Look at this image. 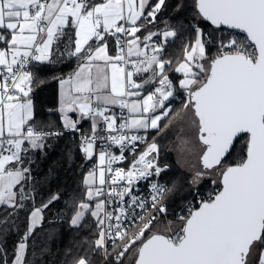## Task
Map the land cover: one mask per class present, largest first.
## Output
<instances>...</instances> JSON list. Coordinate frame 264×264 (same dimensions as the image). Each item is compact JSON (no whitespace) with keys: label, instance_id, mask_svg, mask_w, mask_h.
<instances>
[{"label":"snow or ice","instance_id":"snow-or-ice-1","mask_svg":"<svg viewBox=\"0 0 264 264\" xmlns=\"http://www.w3.org/2000/svg\"><path fill=\"white\" fill-rule=\"evenodd\" d=\"M165 6L166 0L155 4L150 0H0V43L6 46L0 50V207L19 209L29 198L24 187L30 177V169L23 166L22 154L28 150L23 147L25 143L32 149L43 148L49 135L61 134L40 131L32 125L30 93L34 77L26 65L30 60H51L53 44L65 38L64 28L71 17L76 38L69 55L82 63L67 78H58V111L62 127L80 134V148L87 160L93 158L99 143V165L83 181L87 202L76 206L70 226L80 227L88 214L96 218L100 231L93 254L103 250L105 264H111L107 241L111 239L115 246L117 239L124 241L128 237L121 226L122 218L136 208H146V199L133 194L135 182L159 177L168 170L155 163V157L148 159L153 153L158 155L155 142L127 171L111 167L125 159L127 145L134 150V142L145 139L128 135L125 130L151 128L159 132L160 121L170 115L165 102L174 96V85L165 69L171 61L162 59L161 54L168 39L178 33L165 25L162 32H149L143 41L137 35L156 22ZM146 7L151 10L145 17ZM184 7L179 3L176 11ZM192 9V20L197 21L191 25L195 38L184 45L185 62L175 69L184 77L178 81V88L188 93L184 111L176 116V122L191 139L178 140L181 150L185 145L189 151L199 149L202 168L208 170L197 171L189 183L219 169L222 187L176 223L166 219L168 210L163 202L172 188L158 181L151 183V209L157 215L135 217L139 220L138 231L127 238L113 259L120 260L139 241L135 264H264V0H192ZM142 17L147 24L138 26ZM201 21H209L216 30L221 26L240 30L246 34L247 43L233 37L225 44L220 37L217 47L227 51L209 58L206 46L213 43V37L199 27ZM118 34L131 38L121 43ZM108 35L116 37L115 56L108 54ZM160 36L163 42L153 40ZM93 39L98 42L95 48L89 43ZM134 76L143 82L137 83ZM156 81L159 86L142 100L128 99L140 97L141 90ZM114 105L130 114L118 126L116 114H109ZM70 112H79L81 119L90 120V134L80 133V121H73ZM241 135L247 137L244 155L239 162L225 165L234 141ZM113 145L119 146L120 155L110 151ZM108 174L110 181L106 180ZM58 199V195L53 196L31 211L28 230L14 247L11 264H25L28 240L42 225V212ZM114 202L119 204L115 213L106 211V205ZM15 215L16 211L8 213L3 222L8 223ZM113 219L115 224L111 223ZM6 256L0 245V264H8ZM76 264L91 261L81 257Z\"/></svg>","mask_w":264,"mask_h":264},{"label":"trees","instance_id":"trees-1","mask_svg":"<svg viewBox=\"0 0 264 264\" xmlns=\"http://www.w3.org/2000/svg\"><path fill=\"white\" fill-rule=\"evenodd\" d=\"M150 2L155 4L157 0H150ZM179 3H183L185 7L177 12L176 8ZM150 10V7H146L145 17ZM192 15V0H166V6L157 14L156 22L147 25L146 30L142 28L138 33L143 39L149 32H162L165 25H168L169 29L177 31V37L169 38L165 43L163 57L161 56L162 59L171 61V66H166L165 72L172 81L174 78V81L178 82L183 76L175 69L185 58L184 45L190 44L195 38L191 25L196 24L197 21L192 20ZM138 23L139 25L141 23L147 24V21L142 17ZM199 27L213 37L214 43H218L220 37L225 39L228 36L227 28L221 27L220 30H216V26L211 25L208 21H201ZM66 31L67 35L63 39H68L73 43V28L68 27ZM155 38L159 42H163V38ZM106 39L114 47L113 51L116 52V40L113 37ZM212 45L214 44L206 46L209 58L218 54ZM80 61L81 59L76 57H53L48 62L34 61L32 63L31 72L34 82L31 86L30 98L34 107V120L31 122L34 126L39 128L62 126V116L58 111V78L68 76ZM184 91V89L178 88V83L175 85V94L167 102V105H171V112L166 119L160 121L161 131L147 130V142H156L159 150L158 155L153 153L150 157H155V161H158L164 167L167 166L168 169L164 171L162 176L168 188H172L171 192H166L163 201L166 207L172 210L167 214L168 221H179L175 211L186 202L196 187L207 186L213 178L204 176L197 184L189 183L192 180V174L177 162L174 152L167 149L172 139L171 121L173 122L176 116L183 111V103L186 99V97H183ZM80 126L83 129H88L91 124L88 120H84ZM165 137H167L166 142ZM246 139L245 135L240 136L227 155L225 165L239 162V159L244 155ZM80 143L79 138H49V140H45L43 148L29 149L22 154L23 166L30 169V177L26 183L27 188L32 190L31 197L19 209L0 207V245H2V250L7 252L8 264H11L13 259L14 247L28 230L32 209L41 207L57 195L59 199L53 201L43 211L42 225L34 230L32 237L28 240L25 264H76V261L81 257L88 258L91 264H105L102 250H97L93 254L94 240L99 233V227L94 218L88 214L80 227L70 226V220L76 206L85 199L86 188L83 183L85 174L95 165V157L93 156L91 160H87L81 151ZM218 178L220 185H222L221 176L219 175ZM173 183H175V187H173ZM12 211H16V215L10 217L8 223H4V219ZM136 228L137 226L133 227L132 230ZM121 243L122 240L118 239L116 246H120ZM133 250L136 258L138 246L132 248L129 253ZM133 264H135V260Z\"/></svg>","mask_w":264,"mask_h":264},{"label":"built area","instance_id":"built-area-1","mask_svg":"<svg viewBox=\"0 0 264 264\" xmlns=\"http://www.w3.org/2000/svg\"><path fill=\"white\" fill-rule=\"evenodd\" d=\"M92 1H95V0H92ZM125 26L128 27L127 25H125ZM118 35L120 36L121 43H124L125 40L128 39V37L126 38L123 34H118ZM227 35L232 36V38L235 37L239 42L247 43L246 41H244V36L246 34H243L240 31L227 28ZM114 38L116 40L115 36H114ZM227 42H228L227 38L224 39V43L226 44ZM213 44L217 45L218 43L213 42ZM142 48H143V43H142ZM164 48H165V45H164ZM146 51L150 52V50H146ZM221 51H227V49H221ZM33 62H34V60H30L29 64L26 65V70L30 71ZM125 67L128 70L131 69L127 65H125ZM154 88H153V90H154ZM128 99H130V98H128ZM111 113L112 112L109 110V114H111ZM115 114L118 117L117 126L123 121V118H130V114H129L128 110L120 108L119 105H117V107H116ZM78 128L80 130V133L90 134V132H91V126L88 129H83L81 126H78ZM37 129L40 131H44V132L61 133L60 135H49L47 137V139L58 138V137H71L73 139L79 138L81 140V136L79 133L73 132L71 130H66L63 127L37 128ZM125 132L128 135H140V136L145 137V139L142 141L134 142L135 143V149L134 150L132 149V145H127L124 149V152H123L125 159L123 161H116L111 165V167L113 169L123 168V169H125V171H127L131 167L133 161L138 160L139 156L143 153L144 145L148 141V136H147V132L145 130H141V129L139 131L131 130L130 132L128 130H125ZM116 134H119V133H116ZM95 147L99 151V143ZM24 148L29 150L28 147H24ZM110 151L115 155H120L119 146L113 145L112 148L110 149ZM155 163H157L161 168H164V166L162 164H160L158 161H155ZM163 173L164 172H162V174L159 177H154V178H150L148 180L135 182L134 188H133V194L140 196L141 198L146 199V208L144 210L136 208L134 211L131 212V215L127 216L126 218H122L121 226L127 230V233L130 232V233L134 234L138 231V228H136L135 230H132L133 227H135L139 224V220L135 219V217H138L141 215H144L146 217H150L152 215H157L151 209V201H150L151 188H150V184L158 181L160 184H164V185H166V187H168L167 183L162 178ZM110 177H111V174L106 175V180L110 181ZM213 181H215V183ZM123 183L124 182H121V185H123ZM221 187H222V185H220L219 180L217 181L214 178L211 179L210 183L207 186L196 187L194 189L192 195L186 200V202L179 209H177L175 211L176 214L178 215V217L186 215L189 210H194L201 203L202 200H207L209 198V196L215 195V193L217 191L221 190ZM104 190L105 191L108 190L107 183L104 186ZM127 199L128 198L126 197L125 200H127ZM118 207H119V204L114 202L112 204L106 205V211L115 213V210ZM167 210H168L167 214L169 212H172V210H170L168 208H167ZM101 218H103V215L101 216ZM158 218H162V217H158ZM107 223H108V221H106V224ZM111 223L115 224V219H113L111 221ZM150 234L151 233H146V236H148ZM128 237H131L129 233H128ZM127 238L121 243V245L118 248H116V252H113V253H111V251H110V245H113L112 240L109 239L107 241V247H108V253H109L108 258L110 259L111 263L121 262L124 259V257L126 256V254L128 252H130L136 244H139V241H137V243L135 245L131 246L129 248V250L125 253V255L120 258V260H118V261L114 260L113 257H115V255L118 251L122 250L123 244L126 242ZM141 239H143V237ZM117 240H116V242H117Z\"/></svg>","mask_w":264,"mask_h":264},{"label":"rangeland","instance_id":"rangeland-1","mask_svg":"<svg viewBox=\"0 0 264 264\" xmlns=\"http://www.w3.org/2000/svg\"><path fill=\"white\" fill-rule=\"evenodd\" d=\"M139 22V21H138ZM137 22V25L139 26V23ZM201 28V27H200ZM202 29V28H201ZM227 38V41L230 39V38H232V36H227L226 37ZM225 38V39H226ZM153 40L154 41H157V39L155 38V37H153ZM212 46H214V48L216 49V53H218L219 54V52L221 51V49L220 48H218L217 47V45H212ZM141 47H142V44H141ZM164 50H165V48H164ZM163 53H164V51H163ZM163 53L161 54V56L163 57ZM182 62H185V58H184V60L182 61ZM181 62V63H182ZM165 74H166V72H165ZM168 75V74H167ZM184 77L182 76L181 77V79H183ZM171 80V79H170ZM172 81V80H171ZM172 83H173V85H174V88H173V91H174V94H175V85H177V83L178 82H176V81H174V78H173V81H172ZM158 85V84H157ZM159 86V85H158ZM153 88L154 87H152L151 88V91H153ZM149 90H146V91H143V93L141 94V96L140 97H136V98H134V99H140V100H142V98L144 97V96H146L148 93H146V92H148ZM183 97H186V99H185V103H187V100H188V93H187V91L185 90L184 91V94H183ZM172 97H170V99H171ZM130 100V99H129ZM167 102L168 101H166L165 102V104H166V106H167ZM185 103H183V104H185ZM169 107H170V109H171V105H168ZM160 111V109L158 108L157 109V113ZM183 111H184V109H183ZM174 124H175V126H174ZM33 125V124H32ZM34 126V125H33ZM34 127H36V126H34ZM62 127V126H61ZM36 128H39V127H36ZM51 128V127H50ZM151 129V128H150ZM142 130V129H141ZM146 132H147V130H145ZM170 132H172V139L170 140V142H169V144H168V146H167V149L169 150H171V151H173L174 152V154H175V156H176V160H177V162L186 170V171H189L191 174H192V176L197 172V171H208V170H204L203 168H202V163H201V161H200V150L199 149H197V151H189L188 150V146L187 145H185V146H183V150H181V145H180V142H179V140H178V137H182L183 139H191V137H189V136H186V135H184V129H183V126L182 125H180L179 123H177L176 122V119L172 122L171 121V124H170ZM147 134H148V132H147ZM148 136V135H147ZM166 138L167 137H165V142H166ZM53 139V138H52ZM49 140V139H48ZM154 141H149V143L147 142V144H146V147H145V145H144V149H143V152L144 151H146L147 150V148H148V146L151 144V143H153ZM44 143H45V141H44ZM156 143V142H155ZM157 144V143H156ZM165 144V143H164ZM23 147H28L29 149H31V147H30V145H28V144H25ZM202 147V146H201ZM24 154V153H23ZM153 157H148V159H152ZM88 171H90V169L88 170ZM87 171V172H88ZM86 172V173H87ZM218 176H219V169H217V171L215 172V173H209L208 175H206V177H213L214 179H216L217 181H218ZM204 178V177H203ZM197 183H199V181L198 182H196L195 184H197ZM24 187H25V191L29 194V198H27V199H25L24 201H23V205L24 204H26V202L30 199V197H31V194H32V190L31 189H28L27 188V183H25L24 184ZM81 202V201H80ZM79 202V203H80ZM35 208H38V207H35ZM35 208H33L32 209V211L33 210H35ZM166 219H168L167 217H166ZM94 220L96 221V223H97V220H96V218H94ZM30 222V221H29ZM173 222H176V223H179V221H173ZM99 231H100V228H99ZM129 234H130V236H132L133 235V233H130V232H128ZM98 237V236H97ZM96 237V238H97ZM137 246L139 245V244H136ZM135 245V246H136ZM134 246V247H135ZM133 247V248H134ZM116 248H118V246H116V244H115V246H113V245H110V251H111V253H113V252H116ZM108 260L110 261V259L108 258ZM134 260H135V254H134V250L131 252V253H127L126 254V256L124 257V259L121 261L122 263L121 264H133V262H134ZM112 264H116V263H112Z\"/></svg>","mask_w":264,"mask_h":264},{"label":"crops","instance_id":"crops-1","mask_svg":"<svg viewBox=\"0 0 264 264\" xmlns=\"http://www.w3.org/2000/svg\"><path fill=\"white\" fill-rule=\"evenodd\" d=\"M92 2H94V3H100V2H103V0H95V1H92ZM128 27H129V25H127ZM68 27H72L73 28V30H74V35H73V38H74V40H75V26L74 25H72L71 24V17H69V24L68 25H66L65 26V28H64V31H65V33H66V35H67V29H68ZM114 31V30H113ZM137 35H138V33H137ZM139 36V35H138ZM66 37V36H65ZM114 38V36H112V35H108L106 38ZM131 37H128V39H130ZM142 38V37H141ZM163 37L162 36H160V39H162ZM115 39V38H114ZM157 39V38H156ZM141 41H143V39H141ZM92 42H94L93 43V48H95L96 46H98V42L95 40V39H93V40H91V41H89V43L90 44H92ZM157 42H159V40L157 39ZM106 43L108 44V54L110 55V56H115L116 54H117V51L115 52V51H113V48L114 47H112V45H110V43H109V41H108V39H106ZM142 44V43H141ZM6 46L3 44V43H0V50H3L4 48H5ZM70 51H74V43H72V41H70V40H68V39H63L62 40V42H60V41H57V42H55L54 44H53V53H52V56H51V59L53 58V57H58V58H72V57H74V56H71V55H69V52ZM11 57L9 56V59H10ZM35 61V60H34ZM82 63V60L77 64V66L75 67V68H73L72 69V71H71V73L74 71V70H76L77 68H78V66L80 65ZM102 63V62H101ZM3 69H2V67H0V71H2ZM131 70V69H130ZM30 71H31V69H30ZM70 73V74H71ZM147 74H141V77H143V76H146ZM69 76V75H68ZM68 76H66V77H64V78H67ZM141 77H135L134 76V79L136 80V82L137 83H142L143 82V80H142V78ZM158 81H156V82H154L151 86H149V87H146V89L145 90H141V94L143 93V91H146V90H149L148 92H150L151 91V88L152 87H157L158 85ZM148 92H146V93H148ZM60 93H61V85H60V83H59V106H60ZM132 99H134V98H130V101L132 100ZM168 106V105H167ZM116 107H117V105H114V106H110V111L112 112V113H115V110H116ZM68 115L71 117V119L73 120V121H77V120H79L80 121V123L78 124V126H80V124L84 121V120H88L89 122H90V120L89 119H87V118H85V119H81V117H80V114H79V112H70V113H68ZM62 116V115H61ZM90 124H91V122H90ZM150 129V128H149ZM142 130H144V129H142ZM148 130V129H147ZM25 144H27V143H25ZM29 145V144H28ZM98 153H99V151L96 149V147H95V155H94V157H95V165H94V167H98V165H99V160H98ZM94 167H92L91 169H90V171L94 168ZM90 171H88L86 174H85V177H87V175H88V173L90 172ZM85 179V178H84ZM96 183L98 184V171H97V176H96ZM84 202H87L86 201V198L83 200ZM42 216H43V212H42Z\"/></svg>","mask_w":264,"mask_h":264},{"label":"water","instance_id":"water-1","mask_svg":"<svg viewBox=\"0 0 264 264\" xmlns=\"http://www.w3.org/2000/svg\"><path fill=\"white\" fill-rule=\"evenodd\" d=\"M209 22V21H208ZM221 27H225V28H228L227 26H221ZM232 30H235V29H232ZM237 31H240V30H237ZM242 136V135H241ZM240 138V137H239ZM239 138H237L235 141H234V145L236 144V142H237V140L239 139ZM234 145H233V147H234ZM233 147L230 149V151L233 149ZM221 181H222V177H221ZM200 205V204H199ZM199 205L196 207V208H198L199 207ZM195 208V209H196ZM194 209V210H195ZM138 247H139V245H138ZM138 251V250H137ZM138 259V252H137V256H136V258H135V262H136V260Z\"/></svg>","mask_w":264,"mask_h":264},{"label":"bare ground","instance_id":"bare-ground-1","mask_svg":"<svg viewBox=\"0 0 264 264\" xmlns=\"http://www.w3.org/2000/svg\"><path fill=\"white\" fill-rule=\"evenodd\" d=\"M170 206V205H169ZM170 207H172V206H170ZM177 207V206H176ZM170 209V208H169ZM172 209V208H171ZM176 209V208H175ZM123 242V241H122ZM118 243H119V241H118ZM118 246V245H117ZM119 247V246H118Z\"/></svg>","mask_w":264,"mask_h":264}]
</instances>
